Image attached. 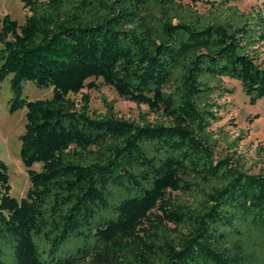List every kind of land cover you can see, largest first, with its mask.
Returning a JSON list of instances; mask_svg holds the SVG:
<instances>
[{"label":"trees","instance_id":"16d2710c","mask_svg":"<svg viewBox=\"0 0 264 264\" xmlns=\"http://www.w3.org/2000/svg\"><path fill=\"white\" fill-rule=\"evenodd\" d=\"M0 18V80L26 109L19 157L29 187L10 195L0 160V264H264V175L228 152L219 101L237 82L264 98V7L231 0H19ZM112 89L154 123L92 116ZM23 82L52 96L20 98ZM142 121H145L142 118ZM35 165H40L38 171Z\"/></svg>","mask_w":264,"mask_h":264},{"label":"rangeland","instance_id":"374dc122","mask_svg":"<svg viewBox=\"0 0 264 264\" xmlns=\"http://www.w3.org/2000/svg\"><path fill=\"white\" fill-rule=\"evenodd\" d=\"M209 1L201 0L196 9L204 13L209 8ZM219 1V0H216ZM231 4L237 6L241 11L252 8L264 7V0H231ZM9 16L19 25L24 23L28 16V10L22 7L19 0H0V18ZM12 75L0 80V160L7 167L9 177L10 195L17 200L25 197L29 187L27 170L22 164L19 151V137L24 133L25 113L24 107H19L14 114L9 113V103L15 97L16 91L11 85ZM225 87L232 89V95H226L218 103L221 106L219 115L221 120L211 126L212 131L222 129L230 140L239 137L243 132L245 137L240 142L238 149L228 152L230 157L238 160L244 169L251 174L264 175V98L251 101L242 91L237 82L228 79L223 80ZM97 90H83L77 96H70L76 102H80L83 95L89 97V111L92 116L104 115L106 109L103 99L107 103L114 104V111L118 118L133 121L139 125L143 122L154 123L156 116L150 113L145 106H136L133 103L121 99L117 94L105 86L101 80L95 82ZM52 96L51 87H38L33 82H23L20 98L29 101L45 100ZM142 118L145 121H142ZM38 171L40 165H35Z\"/></svg>","mask_w":264,"mask_h":264}]
</instances>
